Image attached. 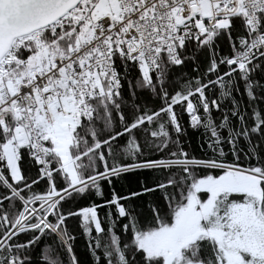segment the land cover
<instances>
[{"label": "snow or ice", "instance_id": "snow-or-ice-1", "mask_svg": "<svg viewBox=\"0 0 264 264\" xmlns=\"http://www.w3.org/2000/svg\"><path fill=\"white\" fill-rule=\"evenodd\" d=\"M0 264H264V0H0Z\"/></svg>", "mask_w": 264, "mask_h": 264}, {"label": "trees", "instance_id": "trees-1", "mask_svg": "<svg viewBox=\"0 0 264 264\" xmlns=\"http://www.w3.org/2000/svg\"><path fill=\"white\" fill-rule=\"evenodd\" d=\"M214 115H218V114L214 113ZM185 119H187L186 116H185ZM189 131L191 132V129H189ZM196 135H198V133H196ZM86 244H87L86 239L81 237L80 235H77L74 250L78 257L80 258L84 257V254L86 252Z\"/></svg>", "mask_w": 264, "mask_h": 264}]
</instances>
